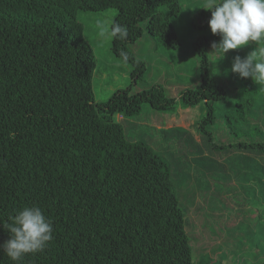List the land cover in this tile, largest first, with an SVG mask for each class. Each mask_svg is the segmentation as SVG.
Masks as SVG:
<instances>
[{"label":"trees","instance_id":"trees-1","mask_svg":"<svg viewBox=\"0 0 264 264\" xmlns=\"http://www.w3.org/2000/svg\"><path fill=\"white\" fill-rule=\"evenodd\" d=\"M110 8L116 10L112 23L128 30L127 39L111 40V51L134 64V72L141 74L144 64L129 44L142 36V23L163 47L181 46L172 22L180 0H0V219L39 206L54 237L22 264H195L186 227L203 204L178 199L185 167L171 171L149 143L129 139L121 122L144 103L163 112L199 106L201 143L180 127L156 128L157 134L174 137L167 145L196 152V171L198 163L209 174L234 162L252 182L246 200L259 197L264 215V90L233 73L229 61L227 81L209 72L208 50L221 39L208 26L211 12L202 9L192 21L203 30L191 42L199 62L196 86L178 97L158 83L136 93L128 87L95 102V56L78 14ZM230 93L236 96L231 111L216 112ZM219 117L245 139L235 147L213 146L208 126ZM213 149L223 156L227 150V158L235 153L214 166L202 156ZM9 238L0 225V243ZM0 264L13 262L0 253Z\"/></svg>","mask_w":264,"mask_h":264},{"label":"rangeland","instance_id":"rangeland-1","mask_svg":"<svg viewBox=\"0 0 264 264\" xmlns=\"http://www.w3.org/2000/svg\"><path fill=\"white\" fill-rule=\"evenodd\" d=\"M180 3L181 13L172 18L181 41L178 49L163 47L156 38L147 33L145 23H142V36L129 44L134 56L144 64L141 74L134 72V64L114 55L111 51V40L99 37L101 25L111 24L116 10L110 8L99 12H79L78 19L84 27V38L92 46L95 56L92 80L95 102H103L116 90L128 87L131 93H136L158 83L168 95L178 97L181 89L196 86L199 62L191 42L203 30L195 27L192 21L195 14L202 10L198 8L201 0H180ZM253 47L254 45L249 44L229 50L222 59L218 52L209 49V72L215 77H224L227 81L230 72L225 67L228 66L226 62L229 61L230 65L237 55L245 57ZM235 102L236 96L230 93L226 102L217 103L216 112L231 111ZM203 115L204 112L199 106L177 105L175 112H163L144 103L137 115L122 119L120 115L116 117L121 119L129 139H140L149 143L168 163L171 171H179L182 166L185 167L182 174L187 175L180 182L178 199L189 205L186 199L190 197L195 203L198 200L203 204L197 220L193 212L194 222L186 227L195 264H264L263 201L259 197L254 202L246 200L247 184L252 182H247L245 175L237 173L238 166L234 162L229 161L225 169L219 166V161L226 164L235 152L227 158V150L224 156L221 150L205 151L206 155L202 156L213 158L210 163L220 168L207 174L201 170L199 163L196 165L197 171L194 169L193 159L196 152L193 155L184 148L180 150L174 143L167 145L174 137L164 138L157 134L156 128L180 127L189 131L201 143L202 134L198 125ZM226 127L229 128V125L225 124V117L217 118L215 124L208 126L212 134L211 144H216L219 149L229 145L235 147L238 141L245 139L241 131H229ZM204 140L207 145L206 138H202V143L204 144ZM183 152L187 154L186 157ZM240 177L242 178L239 179ZM219 191L222 192L221 195ZM189 193L192 195L188 196Z\"/></svg>","mask_w":264,"mask_h":264},{"label":"clouds","instance_id":"clouds-1","mask_svg":"<svg viewBox=\"0 0 264 264\" xmlns=\"http://www.w3.org/2000/svg\"><path fill=\"white\" fill-rule=\"evenodd\" d=\"M211 12L208 26L220 41L212 43V50L222 59L229 50L252 44L253 50L245 57L232 60L231 71L241 78H251L264 90V0H201L200 6ZM126 26L119 23L102 24L99 37L106 40L127 39ZM127 59L124 52L120 53ZM0 225L9 239L0 243V253L13 264H22L29 254L43 252L53 240L51 220L39 206H25Z\"/></svg>","mask_w":264,"mask_h":264}]
</instances>
